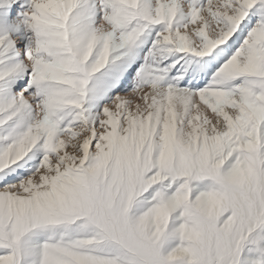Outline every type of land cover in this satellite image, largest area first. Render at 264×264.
Instances as JSON below:
<instances>
[{"label":"snow or ice","instance_id":"obj_1","mask_svg":"<svg viewBox=\"0 0 264 264\" xmlns=\"http://www.w3.org/2000/svg\"><path fill=\"white\" fill-rule=\"evenodd\" d=\"M0 264H264V0H0Z\"/></svg>","mask_w":264,"mask_h":264}]
</instances>
